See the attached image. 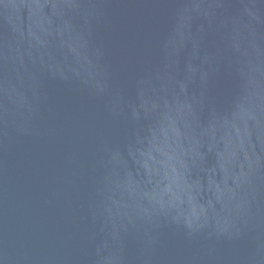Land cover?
<instances>
[{"label": "water", "instance_id": "1", "mask_svg": "<svg viewBox=\"0 0 264 264\" xmlns=\"http://www.w3.org/2000/svg\"><path fill=\"white\" fill-rule=\"evenodd\" d=\"M0 264H264V0H0Z\"/></svg>", "mask_w": 264, "mask_h": 264}]
</instances>
